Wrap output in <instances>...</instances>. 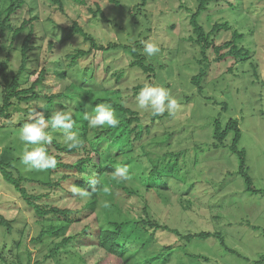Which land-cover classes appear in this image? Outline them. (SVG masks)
Wrapping results in <instances>:
<instances>
[{
    "label": "trees",
    "instance_id": "1",
    "mask_svg": "<svg viewBox=\"0 0 264 264\" xmlns=\"http://www.w3.org/2000/svg\"><path fill=\"white\" fill-rule=\"evenodd\" d=\"M50 1L59 12L65 14V3L68 0ZM71 1L85 8L95 25L105 24L109 29L123 32L130 30V22L123 24L110 19L100 0ZM108 1L121 7L120 0ZM150 1L139 0L130 10L129 16L134 19H131L132 27L140 23L138 17H141L146 25V32L153 30L147 12ZM38 3V0H34V3L28 0H0V44L6 33L10 36L8 46H0V54H4L3 59L0 58V132L9 128V123H14L17 115L21 117L14 128L10 131L6 129L9 134L6 133L7 138L3 137L2 140L6 141L14 134L13 130L19 132L23 124L28 122L34 102H39L42 107L37 110L44 113L46 120L56 109H71L77 122L73 131L78 133L82 143L78 148L68 149L63 143L62 132L47 129L52 142L45 147L48 154L55 157L57 166L44 172L32 170L37 180L22 174L20 160L13 154L20 156L19 146L12 142L0 153V176L18 194L24 209L32 216L36 234L31 241L36 248L40 247L39 254L43 251L46 253L43 260L32 263V253L26 247L22 250L29 235L28 225L25 224L19 231V239L13 240L12 235L18 221L7 219L0 212V229L5 230L0 246V264H80V261L89 264H183L182 260L187 259L185 255L189 257L188 264H198L197 261L212 264L210 257L197 255L189 248L195 240L207 241L211 238L218 239L228 254L240 258L241 254L227 245L226 237L221 233L206 230L182 233L160 219L163 209L168 208V213H171L170 207L176 201L168 197V201L162 206L153 204L150 201L151 194L163 198L160 190H169V179H173V186L175 180L181 181L183 176L180 158L183 153L157 154L153 158L154 153L164 149V145L154 141L155 139L146 141L144 132H151L153 129L157 133L163 124L170 127L173 121L186 119V116L178 114V110L181 108L191 114L196 98H203L206 105H211L216 110L219 108V115L213 121V132L209 138L213 141V149L228 148L238 159V174L245 181L246 191L264 194V191L255 189L249 173L247 152L240 146L243 138L240 121L233 116L226 117L231 109L230 104L210 93L216 91L225 75L233 72L236 67L245 69L250 61L251 73L258 78L260 63L258 59H254L256 50L251 45L248 46L253 51L244 45L247 34L232 26L229 21L211 24L212 17H209L207 28L200 20L202 14L213 4L218 8L226 5L229 11L239 15L238 11L243 9L242 1L196 0L197 7L192 13L184 4L180 6V9H186L190 13L191 33L187 38L174 36L178 25H173L169 31L175 38L166 37V42L162 45L179 55L182 42H189V49L196 55L188 63V67L198 71L186 79L181 74L175 75L183 77V83L189 84L193 90V94L188 95L182 86L177 96L173 95L171 84L157 83L165 63L159 59L155 62V56L148 57L143 53L142 42L148 40L143 31L131 41H116L119 40L117 37L114 41L104 42L103 36L87 32L76 20L64 31L82 38L89 48H78L62 58L58 56L54 60L57 62L56 69L52 73L47 66L29 70L28 65L32 63L31 52L40 51V45L35 44L36 39L50 37L48 50L52 53L63 45L55 36L61 28L51 17L48 21L54 24V31L51 32L53 36L43 29V36L38 38L36 30L37 26H41L42 20L39 15H33ZM26 8L30 18H24L15 25L16 16ZM160 12L163 14L162 9ZM247 27L249 28V24ZM24 32L26 36L18 47L17 37ZM221 34L230 36L225 40ZM15 55L20 60L17 70L12 64V57ZM90 57H99L101 61L95 66L92 62L82 68V59ZM110 57L113 62L107 64ZM100 70L104 74L101 79L97 77ZM50 74L67 83L59 93H48L44 86ZM131 80L134 82L132 86ZM145 84L168 89L178 100L180 108L172 115L165 112L158 116H152L151 112L148 113L149 110L139 109L135 97ZM97 103L112 105L120 120L118 127H88L83 115L86 111L91 112V108ZM145 141L147 145L150 142L148 147L152 148L153 153L146 147ZM166 160L168 164H163ZM196 164L194 162V166ZM124 165L129 167L131 180H113L115 168ZM147 165H150V169ZM90 178L97 181L94 192L88 182ZM26 181H31L45 192L31 193L25 186ZM73 185L90 191V197L79 207L69 205L71 199H77L70 191ZM103 185L108 186L110 192L105 193ZM187 195L188 191L178 195V206L183 211L200 206L196 199ZM104 201L109 203V207L103 208L105 217L100 219L97 209L99 202ZM118 215L122 218L117 217ZM252 228L254 231L259 230L256 226ZM172 236L176 237L170 243ZM90 258L95 259L94 263H91ZM255 264H264V256Z\"/></svg>",
    "mask_w": 264,
    "mask_h": 264
},
{
    "label": "rangeland",
    "instance_id": "2",
    "mask_svg": "<svg viewBox=\"0 0 264 264\" xmlns=\"http://www.w3.org/2000/svg\"><path fill=\"white\" fill-rule=\"evenodd\" d=\"M28 1L34 3V0ZM38 1L39 3L33 13V15H39L42 20V27L37 26L36 30L37 35H39L38 38L43 36V29H45L49 35L53 36L51 32L54 31V24L48 21V18L51 17L54 23L61 28L57 30L58 33H55V36L59 38L63 45L52 53L48 50L50 37L43 40L36 39L35 44L40 45V51L34 50L31 52L30 56L32 63L28 65L29 70L47 66L48 71L52 73L56 69L55 64L57 62L54 60L58 56L62 58L65 54L73 52L78 48H89L82 38L75 37L73 34L64 31L77 20L87 32L93 33L96 36H103V39H105L104 42H109V40L114 41L117 37H119L117 38L119 40L116 41H131L137 38V34L140 31L145 32L144 37L147 36L148 40L156 43L161 50L157 53L158 55H155L153 60L156 62V60L159 59L160 62L165 63V67L162 69L161 76L158 77L157 83L171 84V91L175 96H177L182 86L188 95L193 94V90L190 88L189 84L186 82L183 83V77L186 79L198 71V69L194 71L188 67V63L193 61V57L196 53H193L191 49H189L190 44L187 41L182 42L181 53L179 55H175L172 50L168 51L163 48L162 44L166 42V37L175 38L174 36L178 35H181L183 38L189 37L191 33L189 16L197 7L196 0H151L147 8L149 18L151 19V27L153 29L150 32H146V29H144L146 25H144L141 17H138L139 24H134L133 27L131 26V21H134V19L130 18L129 13L139 0H120L121 7L111 4L108 0L99 1L104 11L107 13V16L112 21L123 24H128V22H130V30L128 32L117 31L114 28L109 29L105 24L95 25L96 23H92L93 21L86 9L75 4L71 0L65 3V14L59 12L50 0ZM93 1L94 0H91V2ZM235 1H242L243 3V9L238 11L239 15L233 11H229L226 5L222 8H218L213 4L209 7L207 12L202 14L200 20L207 28V20L209 17H212L210 21L211 24H214L216 21H229L232 26L239 28L241 32H245L247 36L243 43L246 46L251 45V47L256 50L254 59H258L260 63L258 72L259 77L257 78L252 75L250 67V62L252 61H250L247 66H245V69L236 67L233 72H229L225 75L216 91H211L210 93H214L211 96L224 99L230 104L231 109L228 111L226 117L233 116L240 121L243 133L240 146L247 152L248 168L253 180V185L255 189L264 191V0ZM182 4L190 9V13H188L186 9H180ZM32 7L34 6L32 5ZM161 9L163 10V14L160 12ZM30 16L26 8L24 12L16 16L14 24L18 25L21 20L28 17L30 18ZM176 24L178 25V29L173 36L169 29ZM245 24L246 26H244ZM247 24H249V28ZM105 29L107 30L106 32ZM108 31L111 32L108 33ZM222 35L225 40L230 36V34H221L220 36ZM25 36L26 32L17 37L16 44L18 47L21 45ZM9 38L10 36L6 33L4 38L1 39L0 46H8ZM2 57H4L3 53L0 58L3 59ZM100 61L101 58L99 57H90L86 60L82 59L80 64L83 68L89 66L92 62L95 66L100 63ZM12 62L14 69L17 70L20 65L19 57L17 58L16 55L12 57ZM110 62H113L112 57L107 59V64ZM226 67H228V65L225 66V69ZM177 74H181L183 77L178 78L175 76ZM97 77L99 79L104 77L101 70L98 72ZM132 83L134 82L131 80V86ZM66 84V82L57 79L55 75L50 74L44 86L47 87L46 90L48 93L56 94L59 93ZM205 103L203 98H196L195 106L192 110L193 114H188L181 108L178 110V114L186 116V119L175 120L170 127L163 124L162 128L158 130L157 133H154L153 129L151 132L145 130L146 141L155 139L154 141L164 145V149H159L158 153H154L153 158L157 157V154L164 155L165 153L173 152L183 153L180 158V168L182 169L181 173L183 176L182 179H180L181 181L176 182L175 180V185L173 186L172 184L174 183L171 182L173 179H169L167 185L169 190H160L162 192L161 195L164 197L159 198L152 193L150 201L153 204L162 206L168 201V197L171 199L173 198L176 202L170 207L171 213H168L167 208V210L163 209L162 216L159 215L160 219H163V222L182 233H187L188 231L201 232L203 230L212 233H221L226 237L227 245L237 250L241 256L239 258L232 254H228L221 246L220 241L213 238L207 241L195 240L189 247L195 254H202L210 257L211 261H213L212 264H255L256 261L264 256V194H252L246 191L245 181L242 176L238 174V159L228 148L213 149V141L209 138L211 132H213V121L219 115V108L216 110L211 105H206ZM148 113H150V111ZM19 119H21V117L17 115L13 120L14 123H9L10 127L6 129L10 131L14 128ZM6 129L0 132V153H3V150L8 145L12 144V142L16 146H19L18 151L21 153L23 145L18 138L19 132L13 130L12 132H14V134L9 136V140L6 139V141H3L2 139L6 137V133L9 134ZM149 143L150 142H148L147 145L146 142V147L153 153L152 148L148 147ZM13 154L16 158H19V154ZM194 162L197 163L195 166ZM163 164H168V160L164 161ZM147 167L150 169V165H147ZM20 168L24 176L33 177L37 180L32 170L23 165H20ZM25 186L31 193L35 192L40 194L45 192L42 188H37L31 181H26ZM187 191V197L196 199L200 208L195 207L189 211H183L180 206H178V195L180 193L184 194ZM84 201L78 198L71 199L69 205L72 207H79ZM129 208L132 207L130 206ZM0 212L7 219H16L18 221L12 235L13 240H18L20 237L19 231L23 229L25 224L28 225L29 235L22 250L26 247L32 253V263H35L37 260H43V256L46 253L43 251V254H39L38 248L40 247L36 248L31 241L36 234L35 222L30 213L24 209L18 194L4 182L1 176ZM97 213L100 219L105 217L103 207L99 206ZM117 217L122 218L120 215ZM252 226L259 227V230L254 231ZM4 231L5 230L0 229V246L4 240ZM175 237L176 236H172L169 242L172 243ZM8 239L10 240L11 237H8ZM185 258L189 259L186 255ZM187 259L182 260L184 262L183 264H188ZM90 260H92L91 263H94L95 259L90 258ZM197 263L203 264V262L201 263L198 261ZM80 264L89 263L80 261Z\"/></svg>",
    "mask_w": 264,
    "mask_h": 264
},
{
    "label": "clouds",
    "instance_id": "3",
    "mask_svg": "<svg viewBox=\"0 0 264 264\" xmlns=\"http://www.w3.org/2000/svg\"><path fill=\"white\" fill-rule=\"evenodd\" d=\"M143 53L148 57L159 53L160 47L151 40L143 41ZM137 106L142 110H149L152 116L162 115L165 112L174 114L179 108L178 100L163 86L145 84L135 97ZM42 105L34 102V106L29 112L28 122L24 123L19 130V141L24 146L20 153L19 160L21 165L30 170L44 172L48 169H55L57 161L54 156L48 154L45 145L52 142V136L47 129L59 130L63 134V143L68 149L80 147L82 141L77 132L73 131L76 126L73 111L71 109H60L50 113L46 120L42 111L37 109ZM83 120L91 129L95 128H116L120 124L113 107L109 103H97L91 108V112H85ZM131 174L127 165L117 166L112 173V179L117 182H127L131 180ZM91 191H95L97 183L94 179L88 180ZM72 196L81 201L90 197V191L73 185L70 189ZM105 193L110 192V188L103 185ZM103 208L109 207V203L99 202Z\"/></svg>",
    "mask_w": 264,
    "mask_h": 264
}]
</instances>
